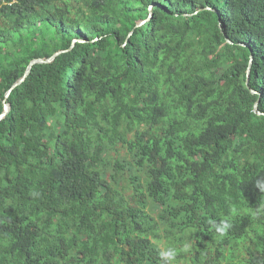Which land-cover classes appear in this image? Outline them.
<instances>
[{
	"label": "trees",
	"instance_id": "16d2710c",
	"mask_svg": "<svg viewBox=\"0 0 264 264\" xmlns=\"http://www.w3.org/2000/svg\"><path fill=\"white\" fill-rule=\"evenodd\" d=\"M5 100L0 264H264V0H0Z\"/></svg>",
	"mask_w": 264,
	"mask_h": 264
},
{
	"label": "water",
	"instance_id": "95a60500",
	"mask_svg": "<svg viewBox=\"0 0 264 264\" xmlns=\"http://www.w3.org/2000/svg\"><path fill=\"white\" fill-rule=\"evenodd\" d=\"M147 20H143L139 25L144 24ZM77 41L78 40H74V42H77ZM62 52H64V50L58 51L57 53H55V55H53V56H51L50 58H47V59L46 58H35V59H33L30 62L29 66L27 67L25 74H23L24 76H22L18 81H16L14 83V85L12 86V88L10 89V91L7 93V98L10 96L11 92L13 91V89H15L17 86L21 85L28 78L29 74H31V72H32V68H33L34 65L39 64V63H50V62L54 61L56 56L59 55ZM252 59H253V55H252ZM252 59H251V63H252ZM250 71H251V65L249 67L248 73H250ZM251 91L256 93V91L253 90V89H251ZM259 101H260V99L255 103L254 109H255L256 112L261 114V112L258 110ZM10 109H11V105L7 102V100H5V109H4V112L0 114V121L7 116V114L10 111Z\"/></svg>",
	"mask_w": 264,
	"mask_h": 264
},
{
	"label": "rangeland",
	"instance_id": "374dc122",
	"mask_svg": "<svg viewBox=\"0 0 264 264\" xmlns=\"http://www.w3.org/2000/svg\"><path fill=\"white\" fill-rule=\"evenodd\" d=\"M160 245L164 249L163 250L164 253H166L167 257L169 258V264H187L185 259L174 261L173 256L170 255V253L167 252V247H166L165 241L163 243H161Z\"/></svg>",
	"mask_w": 264,
	"mask_h": 264
}]
</instances>
